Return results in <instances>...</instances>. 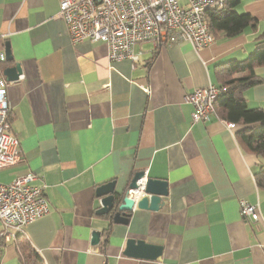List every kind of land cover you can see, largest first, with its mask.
<instances>
[{"label":"crops","instance_id":"crops-1","mask_svg":"<svg viewBox=\"0 0 264 264\" xmlns=\"http://www.w3.org/2000/svg\"><path fill=\"white\" fill-rule=\"evenodd\" d=\"M235 11L253 16L257 28L235 37L219 32L199 51L188 42H146L135 47L138 62H110L102 42H69L55 19L56 0H0V49L8 42L23 70L9 83L11 131L23 158L0 170V183L33 172V184L44 187L49 213L24 232L45 264H264V188L257 182L264 157L243 145L260 124L194 123L186 101L218 85L217 65L244 60L257 47L264 0H240ZM255 74L264 79V66ZM243 96L250 108L264 107V83ZM139 171L167 181L159 211L135 207L128 225L96 215L97 188L114 181L121 190ZM240 200L259 204L263 221L243 219ZM94 230L102 236L93 249ZM1 232L0 222V264H23ZM127 238L162 245L163 254L154 262L127 258Z\"/></svg>","mask_w":264,"mask_h":264},{"label":"built area","instance_id":"built-area-1","mask_svg":"<svg viewBox=\"0 0 264 264\" xmlns=\"http://www.w3.org/2000/svg\"><path fill=\"white\" fill-rule=\"evenodd\" d=\"M228 0H56L55 19L64 25L72 45L84 40L102 42L107 46L110 62L131 60L136 63L141 52L135 47L152 42L157 48L182 42L195 50L208 47L215 41L208 17L226 9ZM6 62L0 49V170L18 165L22 160L20 141L11 131L12 105L9 100V81L3 74ZM150 92L149 88L145 89ZM221 93L217 85L194 90L186 97L194 112V123L218 118L215 102ZM233 128L234 124H227ZM33 172L18 176L10 184L0 183L1 237L15 241L26 226L49 213L44 187L33 182ZM146 178L140 185L144 190ZM141 196L136 195V200ZM240 215L251 223L263 221L259 204L240 200Z\"/></svg>","mask_w":264,"mask_h":264},{"label":"trees","instance_id":"trees-1","mask_svg":"<svg viewBox=\"0 0 264 264\" xmlns=\"http://www.w3.org/2000/svg\"><path fill=\"white\" fill-rule=\"evenodd\" d=\"M239 3L240 0H228L225 11L209 15L208 22L214 35L224 32L228 37H235L247 28H257V20L253 16L235 11ZM260 66H264V32L257 38V47L246 59H233L217 65V86L221 93L215 102V109L219 118L234 124V130L239 125L250 130L251 125L259 123L260 128L244 137L243 145L247 151L264 157V107L250 108L243 96L246 89L264 83V79L255 74V69ZM257 182L264 188V171L257 174ZM14 242L23 264H45L26 234H18Z\"/></svg>","mask_w":264,"mask_h":264},{"label":"water","instance_id":"water-1","mask_svg":"<svg viewBox=\"0 0 264 264\" xmlns=\"http://www.w3.org/2000/svg\"><path fill=\"white\" fill-rule=\"evenodd\" d=\"M4 52L6 62H15V65L3 70L7 81H18L23 74L21 63L15 61L12 55L10 44L5 43ZM146 178L144 190L140 183ZM136 195L141 196L136 200ZM168 195V183L165 180L147 178L144 171L137 172L127 187L118 190L114 181L99 186L96 190V197L99 200L100 208L96 215L106 216L110 224L128 225L133 209L159 211L163 199ZM148 196V198H147ZM102 233L94 230L91 234L90 246L96 248L101 240ZM164 246L148 243L144 239L127 238L122 255L146 261H157L163 254Z\"/></svg>","mask_w":264,"mask_h":264}]
</instances>
